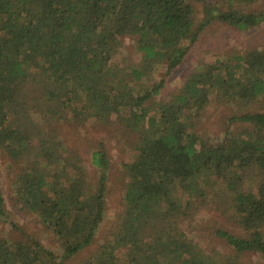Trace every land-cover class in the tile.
Segmentation results:
<instances>
[{"label":"trees","instance_id":"1","mask_svg":"<svg viewBox=\"0 0 264 264\" xmlns=\"http://www.w3.org/2000/svg\"><path fill=\"white\" fill-rule=\"evenodd\" d=\"M216 20L254 29L264 22V0H0V149L23 165L11 204L60 249L12 223L21 234L0 233V264H64L95 241L110 160L103 148L84 157L69 149L60 124L114 115L137 134L118 176L122 213L83 264H247L246 252L264 264V47L206 60L181 89L167 88ZM130 35L138 64L124 49ZM212 100L235 108L219 136L202 128ZM217 183L245 233L217 230L234 253L206 250L186 226ZM5 202L0 180L2 220Z\"/></svg>","mask_w":264,"mask_h":264},{"label":"rangeland","instance_id":"2","mask_svg":"<svg viewBox=\"0 0 264 264\" xmlns=\"http://www.w3.org/2000/svg\"><path fill=\"white\" fill-rule=\"evenodd\" d=\"M198 10L197 20L204 16L203 3L196 1ZM125 52L129 55V62L138 64L141 61L142 52L137 47V37L130 35L123 40ZM264 47V22L250 30H240L221 21H214L203 31L199 41L189 52L182 65L177 68L172 76L168 78V90L181 89L183 80L194 69L206 60L225 58L234 53L243 52L247 49ZM163 72H157L156 78H160ZM260 104H254L257 108ZM262 108V107H261ZM235 112V108L227 107L219 100H212L209 108L205 110L203 127L211 133L221 135L227 126V117ZM124 118L114 115L107 123L98 120L84 121L79 124L65 122L60 124V137L65 145L78 151L81 155L87 156L99 148L105 149L110 160V192L107 197V213L102 226L97 233L95 241L74 258L67 259L64 264H83V260L96 251L98 246L107 237L110 225L122 213V182L118 176L122 172L123 164L132 157V145L137 134L129 128L124 127ZM88 153V154H86ZM84 161V159H83ZM22 163L14 162L5 156L0 149V180L6 198L5 207L9 213L7 219H0V233L7 237H20L21 230L14 228L12 223L19 227L26 228L27 232L35 234L40 241L56 252L60 253L58 242L37 219L26 215L17 214L12 207L11 183L14 173L18 172ZM88 168V167H87ZM93 169V170H92ZM89 173L94 176V167L88 168ZM216 190L210 194L211 201L195 203L192 214L186 224L192 234V240L202 243V246L209 251H220L221 253H234V250L226 240L217 234L220 228L227 229L235 234L245 235L242 227L238 224L237 218L228 208L230 193L223 183L214 184ZM7 220V221H6ZM240 259L247 264H256L260 261L259 256L254 253H243Z\"/></svg>","mask_w":264,"mask_h":264}]
</instances>
